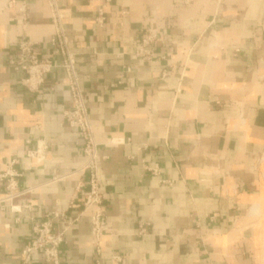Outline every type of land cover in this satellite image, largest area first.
<instances>
[{"label": "crops", "instance_id": "0c3cea01", "mask_svg": "<svg viewBox=\"0 0 264 264\" xmlns=\"http://www.w3.org/2000/svg\"><path fill=\"white\" fill-rule=\"evenodd\" d=\"M58 3L108 231L97 256L90 212L79 215L88 180L78 172L83 142L62 118L72 108L64 73L35 94L10 64L21 42L50 55L48 3L0 0V173L15 160L21 175L11 204L0 185V264H25L33 223L49 219L58 232L60 214L78 218L61 264H264V0ZM144 35L154 37L148 54L135 56ZM39 141L37 165L26 152ZM155 166L158 176L146 171Z\"/></svg>", "mask_w": 264, "mask_h": 264}, {"label": "built area", "instance_id": "2783aa9c", "mask_svg": "<svg viewBox=\"0 0 264 264\" xmlns=\"http://www.w3.org/2000/svg\"><path fill=\"white\" fill-rule=\"evenodd\" d=\"M46 1L49 6L50 20L53 27V36L49 41L50 55L38 57L33 52V47L30 43L21 42L18 44L16 56L10 64L12 69L21 75V86L30 93H39L45 83V78L56 69H61L66 77L65 86L70 93L72 108L70 111L63 113L62 118L68 127L77 131L83 142L82 153L84 162L78 172L85 174L88 180V191L85 194L79 215L90 212L91 245L95 255L98 256L101 252V239L108 231L103 208V195L98 183V145L94 140L92 126L84 104L83 93L76 71L75 54L65 34L63 26L64 14L59 8L58 0ZM92 1L109 2L110 0ZM186 2H190V0H186ZM19 12L23 15L25 6L22 5ZM99 12L97 23L101 25L104 17L101 11ZM153 38L151 35H144L139 42V52L135 56L148 54L147 48ZM46 151L47 146L45 143L39 141L33 150L26 152V157L38 165L44 161ZM16 164L17 161L12 160L7 164L5 170L0 173V185H2L5 192V199H2L3 203H8V200L12 201L21 195L17 190V179L21 175L14 170ZM146 171L153 176L159 175V169L156 166L147 167ZM23 208L25 210L30 209L29 206ZM11 209L17 213L22 211L20 207H12ZM54 218L60 220L62 224L61 231H54L49 219L40 223H33L31 242L21 252L23 263H28L31 256L36 254L40 256L42 264H61L58 249L63 243L64 234L78 221V218L68 220L63 214L54 215ZM111 259L115 263L121 261V258L117 255H113Z\"/></svg>", "mask_w": 264, "mask_h": 264}, {"label": "bare ground", "instance_id": "6f19581e", "mask_svg": "<svg viewBox=\"0 0 264 264\" xmlns=\"http://www.w3.org/2000/svg\"><path fill=\"white\" fill-rule=\"evenodd\" d=\"M3 199H5V197H4ZM14 200H15V199H14ZM14 200H12V201L8 200V203L11 204Z\"/></svg>", "mask_w": 264, "mask_h": 264}]
</instances>
